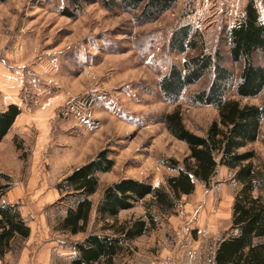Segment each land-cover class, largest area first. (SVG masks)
I'll return each instance as SVG.
<instances>
[{
  "label": "rangeland",
  "instance_id": "obj_1",
  "mask_svg": "<svg viewBox=\"0 0 264 264\" xmlns=\"http://www.w3.org/2000/svg\"><path fill=\"white\" fill-rule=\"evenodd\" d=\"M247 2L180 0L173 10L145 25L136 24L132 14L107 10L99 2L86 4L77 18L61 14L68 0L0 3V108L16 103L22 109L10 134L0 143V171L14 177L13 190L23 189L15 203L21 204L36 232L31 242L18 243L0 264H39L48 253V243L55 246L53 264H67V258L56 250L62 248L67 250L64 255L70 254L69 244L77 237L53 228L65 210L64 204H57L56 185L102 149L112 150L116 164L112 171L99 174L100 190L92 197L95 203L106 185L122 178L157 185L177 174L163 159L182 162L190 150L169 133L161 115L178 106L186 126L205 134L218 111L188 102L189 94L208 85L210 78L186 91L176 104L163 99L160 77L172 64L181 65L188 55L201 50L171 53L170 36L178 25L190 22L203 32V50L223 49L225 64L233 67L225 33L242 17ZM256 3L264 19L261 0ZM257 61L264 65V59ZM236 68L238 71L240 65ZM241 101L262 104L264 93ZM246 149H254L255 163L264 165V121L260 138ZM232 177L229 169L221 166L210 187L197 181L195 191L182 197L175 212L157 216L158 225L153 229L179 226L170 240L175 245V238L183 240L192 234L211 246L231 225L234 195L239 189ZM145 213L139 202L122 212L120 220ZM142 243L138 239L132 246L142 249ZM139 259L135 256L130 263Z\"/></svg>",
  "mask_w": 264,
  "mask_h": 264
},
{
  "label": "trees",
  "instance_id": "obj_2",
  "mask_svg": "<svg viewBox=\"0 0 264 264\" xmlns=\"http://www.w3.org/2000/svg\"><path fill=\"white\" fill-rule=\"evenodd\" d=\"M68 1L69 5L60 12L69 18L81 15L86 4L99 2L107 10L130 13L136 24L145 25L173 10L180 0ZM261 2L264 7V0ZM225 42L233 67L225 64L223 49L203 50V32L190 22L178 25L170 36L171 53L185 55L201 50L188 55L181 65L172 64L160 77L158 85L163 99L176 104L186 91L210 78L208 85L189 94L188 102L194 106H212L218 111V118L205 134H197L186 126L178 106L161 115L169 133L185 142L190 150L182 162L176 158L163 159V164L177 174L157 185L147 180L122 178L106 185L95 203L92 197L100 189L99 174L112 171L116 164L112 150L105 148L56 185L60 195L57 204H64L65 214L57 218L55 230L71 235L87 233L83 241L74 243L78 253L72 264H116L117 257L127 250V243L154 228L158 224L157 216L175 212L182 197L195 191L197 181L210 187L221 166L229 169L239 189L234 196L231 226L218 242L215 264H264V165L255 163L254 149L243 150L260 138L264 102L241 101L264 93V65L257 61L264 59V19L256 0H248L242 17L226 30ZM21 113L16 103L0 109V142ZM14 186V177L0 171V259L32 232L22 215L21 204L2 200ZM139 202L146 209L143 217L119 219L122 211L134 208ZM94 210L96 215L89 232Z\"/></svg>",
  "mask_w": 264,
  "mask_h": 264
},
{
  "label": "crops",
  "instance_id": "obj_3",
  "mask_svg": "<svg viewBox=\"0 0 264 264\" xmlns=\"http://www.w3.org/2000/svg\"><path fill=\"white\" fill-rule=\"evenodd\" d=\"M9 104H11V103H9ZM9 104H7L5 106V108H7V106ZM5 108H3V109H5ZM0 109H2V108H0ZM20 115H19V117H20ZM18 118H17V120H18ZM9 134H10V132H9ZM9 134H7V136ZM6 137H5V139H6ZM21 192L23 193V189H19L18 191L11 189L7 193V195H5L3 197L2 200L6 203H15L16 196L21 194ZM101 194H102V192H101ZM7 197H9V199L4 200ZM125 211H128V210H125ZM21 212H22L23 217L27 221V219H26L27 217L23 213L22 209H21ZM122 212H124V211H122ZM121 213L119 215V219H120ZM64 214H65V210H64L63 215ZM95 215H96V212L94 210L92 213V219H91V223L89 226V232L92 229L94 219H95ZM121 221H123V220H121ZM29 225L32 228L31 236L25 240H22L20 243H25L27 240H29V242H31L32 238L35 236L36 232H35L33 225L32 224H29ZM55 225H53L54 229H55ZM171 228L172 227L169 225H168V227H166V226L158 227L157 226L156 229L152 228L146 234L138 237L134 241L127 243L129 250L127 247V250H125L123 253H121L117 257L116 264H133L130 262H133V257H135V256H138L139 258H141L138 260V262L136 264H155L157 260H159L163 257L169 256V255L174 258L173 264H215V253H216V249L218 247V242H219L221 236L218 238L216 237L215 243L209 247H208L207 243L203 242L202 240H198V239L194 238L192 236V234H188L187 236H185V238L183 240L175 238V241L177 242L175 245V243L173 241L171 242L170 240H171V237H173L172 231L176 230V229L178 230L179 226L178 227L173 226L174 229L173 228L171 229ZM224 230H228V228H226ZM55 231H57V230H55ZM57 232L62 234V235H65V236L71 235L68 233L60 232V231H57ZM181 232H183V231L180 230V233ZM81 234H83V237L81 239H79L78 236ZM71 236L75 237V238L77 237V238L72 239L71 243L69 244V247H70L69 250L71 252L70 254L64 255L63 252H65L67 250H63L62 248H57V250H56V254H62L61 256H64L65 258H67L66 259L67 264H72L73 258L78 253L76 247L74 246V243L83 241L86 238L87 233H79V234L71 235ZM138 239L142 240V242H143L142 245L144 247L142 249L137 248V250H136V248L134 249L132 244L137 243ZM28 244H30V243H28ZM50 244L51 243H48V245H47L48 246L47 247L48 253L45 254L44 258L38 260L39 264H53V252H51V251L53 248H55V246H51ZM57 247H59V246H57ZM11 252L12 251H10L9 253H11ZM129 254H132V255L128 256ZM122 259H124V260L122 261Z\"/></svg>",
  "mask_w": 264,
  "mask_h": 264
},
{
  "label": "built area",
  "instance_id": "obj_4",
  "mask_svg": "<svg viewBox=\"0 0 264 264\" xmlns=\"http://www.w3.org/2000/svg\"><path fill=\"white\" fill-rule=\"evenodd\" d=\"M173 263H174V258L169 255V256L161 258L156 264H173Z\"/></svg>",
  "mask_w": 264,
  "mask_h": 264
}]
</instances>
